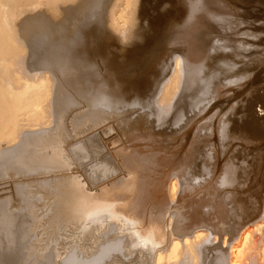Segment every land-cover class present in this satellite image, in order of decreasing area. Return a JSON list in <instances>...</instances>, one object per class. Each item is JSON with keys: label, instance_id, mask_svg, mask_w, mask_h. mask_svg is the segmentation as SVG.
<instances>
[{"label": "bare ground", "instance_id": "6f19581e", "mask_svg": "<svg viewBox=\"0 0 264 264\" xmlns=\"http://www.w3.org/2000/svg\"><path fill=\"white\" fill-rule=\"evenodd\" d=\"M263 14L264 0H0V182L15 179L0 264H264ZM65 147L105 158L58 176ZM70 228L88 243L53 246Z\"/></svg>", "mask_w": 264, "mask_h": 264}, {"label": "rangeland", "instance_id": "374dc122", "mask_svg": "<svg viewBox=\"0 0 264 264\" xmlns=\"http://www.w3.org/2000/svg\"><path fill=\"white\" fill-rule=\"evenodd\" d=\"M42 3V1H38V2H36V1H33V2H31V3H29L30 5H23V6H27L28 8L27 9H29L30 7H32V6H35V5H38V4H41ZM30 6V7H29ZM41 6H43V9L50 15V16H52V17H54V18H57V17H55L56 15H58V14H60V11L58 10V11H56L55 12V10L54 9H52V8H50L49 7V4H45V5H41ZM41 6H39V7H41ZM260 15H262V14H260ZM259 15V17H261ZM251 16V17H250ZM250 16H249V14L246 16V18L248 17V22L250 21L249 19H251L252 21H254V19H255V15H253V14H250ZM263 16H264V14H263ZM262 16V17H263ZM261 17V18H262ZM258 19V18H256L257 20H258V22H261V20H262V22L261 23H259L261 26H262V24H264L263 23V19H264V17H263V19ZM252 21H250V22H252ZM263 28V29H262ZM262 28H261V30L263 31H261V30H253V28H247V31L249 32V33H253L254 32V34H255V36H256V34L260 37V34H261V36L264 34V27L262 26ZM260 29V28H259ZM251 30H252V32H251ZM256 31V32H255ZM260 32H262V33H260ZM260 33V34H259ZM253 34V35H254ZM253 39V38H252ZM253 40H255V38L253 39ZM258 111H259V108L257 109ZM135 116H136V114H134ZM133 115V116H134ZM261 115H263L262 113H261ZM135 116L133 117V119L135 118ZM132 119V118H131ZM111 136H113V133L111 134ZM108 137H110V136H108ZM73 140L72 139H70V140H68L67 142H69V144H65L64 146H66V147H69L70 145H71V143H74L76 140H74L73 142H72ZM71 142V143H70ZM2 144H4V141H2ZM69 145V146H68ZM65 147V150L67 149ZM65 152V151H64ZM70 152V153H69ZM74 154V153H73ZM68 155H70V156H67V150H66V152H65V156L68 158L69 157V159H70V157H72L71 159H72V161H71V159H70V162H72L73 163V161H74V165H75V163L77 164L76 166H73V164L72 163H70V165L71 166H73V168L71 167V166H69V164H68V169H70L68 172L67 171H65V172H62V173H56L55 175H58L59 176V174H60V176H68V174H69V176L72 174V175H77V176H79V174H80V177H83L82 175H85V177L84 178H86L87 179V177H88V175H90L93 171V169H91V173H90V170H89V168H90V166H92V164H94L95 162L94 161H98L99 159H103V158H105V153H104V156H102L103 154H97L98 155V157H97V155H96V157L94 156V154H92L91 156H92V158H91V156L89 157V158H86L85 160H79V158L75 155V156H73L72 155V152L69 150L68 151ZM99 155H101V157L99 156ZM74 157H76V158H74ZM95 157V158H94ZM74 159V160H73ZM90 159V160H89ZM93 159V160H92ZM81 161V162H80ZM69 162V161H68ZM67 162V163H68ZM92 163V164H91ZM87 164V165H86ZM77 166H78V168H77ZM80 166V167H79ZM70 167V168H69ZM67 168V167H66ZM65 168V169H66ZM72 168V169H71ZM80 168V169H79ZM72 170H75L74 172H72ZM80 170H82V172L80 171ZM67 172V173H66ZM65 173V174H64ZM63 174V175H62ZM45 176V175H44ZM36 177L37 178H40V176L38 177V176H32V177H29V178H20V179H16V182H17V180L19 181V182H23L24 180H30V179H36ZM15 179H8V180H4V181H2V182H0V184L1 185H5V184H8L7 182H13ZM6 181V183H3V182H5ZM3 183V184H2ZM10 185L11 184H8V185H5L4 187H2L1 188V190H0V198L3 196V198H4V196H5V198H7L9 195H11L12 194V188L10 187ZM6 188V189H5ZM8 195V196H7ZM7 196V197H6ZM11 197H13V195H11V196H9L7 199L8 200H11L12 199V202L13 203H15V198L13 197V198H11ZM3 198H1V199H3ZM14 199V200H13ZM34 201L38 204V205H40V206H42L43 207V202H44V198H43V195L40 193V194H35V199H34ZM11 202V203H12ZM111 213H113V214H116L117 216H121L122 217V215L121 214H119V213H115L113 210L111 211L110 209H109V207H106V212H103V213H101L100 215H104L105 217L106 216H110L111 215ZM22 215H25L24 214V211H22ZM28 219H30L29 217H28ZM111 222H113L114 223V221H113V219L112 218H110L109 220H108V222L107 223H104V225H103V222H101L100 223V231H99V236L101 237L102 236V233L104 232V231H106V230H109V224L111 223ZM91 224V222H87L86 223V225H85V227H84V229H86L89 225ZM120 227V225L118 226V228ZM70 230V231H69ZM73 230H75V229H67L66 231H60L59 232V236H58V240H57V242H55L54 243V245L53 246H69V244H70V246L73 244V246L75 245V246H80L82 243H83V239L84 238H82L81 240H80V238H81V236L82 235H80V237H79V234L77 235V236H75V234H74V232H73ZM121 230V229H120ZM120 230H115V232H120ZM66 233H67V235H66ZM73 237H72V236ZM72 237V238H71ZM79 238V242H78V238ZM83 237V236H82ZM64 238V239H63ZM75 238H77V239H75ZM75 241H73V240ZM34 240H35V237H31V241L32 242H34ZM77 240V241H76ZM84 240H87V243H88V238L87 239H84ZM72 241V242H71ZM82 241V242H81ZM85 242V241H84ZM75 243V244H74ZM68 244V245H67ZM40 246H52V245H43L42 244V242L40 243ZM49 251H46V253H48ZM62 252V251H61Z\"/></svg>", "mask_w": 264, "mask_h": 264}]
</instances>
